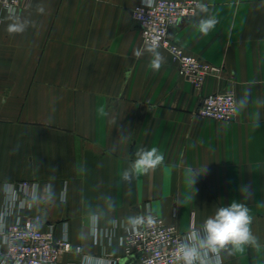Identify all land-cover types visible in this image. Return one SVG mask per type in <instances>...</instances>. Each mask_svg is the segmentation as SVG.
I'll return each mask as SVG.
<instances>
[{
    "label": "crops",
    "instance_id": "crops-1",
    "mask_svg": "<svg viewBox=\"0 0 264 264\" xmlns=\"http://www.w3.org/2000/svg\"><path fill=\"white\" fill-rule=\"evenodd\" d=\"M142 1L24 0L11 15L0 6V239L7 187L20 182L38 186L30 216L73 246L59 264L124 261L129 216L151 213L187 233L235 200L249 208L258 246L222 252V264H264V0H201L208 12L175 28L189 55L225 69L202 93L179 78L167 51L156 49L159 71L150 67L133 18ZM209 16L218 22L203 35L196 25ZM24 21L25 31L9 33ZM230 86L236 121L196 116L203 96ZM152 147L164 162L129 185L124 169Z\"/></svg>",
    "mask_w": 264,
    "mask_h": 264
},
{
    "label": "built area",
    "instance_id": "built-area-1",
    "mask_svg": "<svg viewBox=\"0 0 264 264\" xmlns=\"http://www.w3.org/2000/svg\"><path fill=\"white\" fill-rule=\"evenodd\" d=\"M23 1L0 0V6L9 15L17 14ZM200 4V0H152L148 5L143 0L133 11V18L140 26L143 43L167 51L178 67L179 78L202 93L209 79L222 81L226 78L224 67L189 55L170 34L172 28L195 17ZM195 114L199 118L217 122L236 121L238 101L234 88L230 86L203 96ZM37 187L30 182L7 187L1 219L3 238L0 239V264H59L64 254L73 252L68 240L56 239L54 226L44 228L41 216H30L34 205L29 199L34 198ZM152 216L154 224H145L137 230L129 229L120 240L126 249L124 261L111 257L99 260L104 264H181L176 258L177 249L188 232H181L163 218ZM101 237L98 226V233L93 236L95 243H99ZM75 250L81 253L79 248ZM82 264H85V257Z\"/></svg>",
    "mask_w": 264,
    "mask_h": 264
},
{
    "label": "clouds",
    "instance_id": "clouds-1",
    "mask_svg": "<svg viewBox=\"0 0 264 264\" xmlns=\"http://www.w3.org/2000/svg\"><path fill=\"white\" fill-rule=\"evenodd\" d=\"M148 5L152 0H144ZM199 9L202 13L208 12L206 4H200ZM215 17L200 19L196 27L203 35L208 33L217 24ZM28 25L27 21L17 22L9 25V33H21L25 31ZM153 59L150 67L159 71L164 62L163 56L156 50L155 46H148L146 49ZM142 53L136 52L137 56ZM249 102V96L246 92L240 101V106L246 108ZM259 122L254 124L258 127ZM164 162V156L156 147L150 149L141 148L135 153V159L124 169L122 179L129 185L132 180L142 174L154 171ZM189 183L195 185L199 174L189 169ZM246 187H241V192H246ZM131 193V188L128 190ZM111 203V198L109 197ZM100 217L92 214L88 219L89 231L93 236L98 233ZM155 223L154 217L149 213L145 215H132L127 217V225L131 230H137L141 226L152 225ZM252 216L249 214V208L241 202L232 201L228 206L219 208L213 217L207 218L201 230H192L188 232L183 241L178 245L176 258L181 264H222V252H228L231 255L234 251H242L246 245L258 246L256 237L252 234L250 225ZM85 264H104L102 260L91 256L85 257Z\"/></svg>",
    "mask_w": 264,
    "mask_h": 264
},
{
    "label": "water",
    "instance_id": "water-1",
    "mask_svg": "<svg viewBox=\"0 0 264 264\" xmlns=\"http://www.w3.org/2000/svg\"><path fill=\"white\" fill-rule=\"evenodd\" d=\"M140 27V26H139ZM176 32V29L175 28H172L171 30H170V34L172 35V34H174Z\"/></svg>",
    "mask_w": 264,
    "mask_h": 264
},
{
    "label": "rangeland",
    "instance_id": "rangeland-1",
    "mask_svg": "<svg viewBox=\"0 0 264 264\" xmlns=\"http://www.w3.org/2000/svg\"><path fill=\"white\" fill-rule=\"evenodd\" d=\"M201 1V0H200ZM202 3V2H201ZM145 45V44H144ZM212 79V78H211Z\"/></svg>",
    "mask_w": 264,
    "mask_h": 264
}]
</instances>
